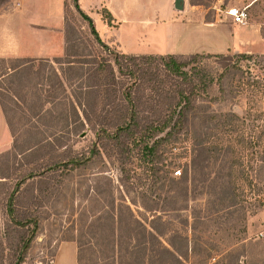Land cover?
I'll return each mask as SVG.
<instances>
[{
	"label": "trees",
	"instance_id": "1",
	"mask_svg": "<svg viewBox=\"0 0 264 264\" xmlns=\"http://www.w3.org/2000/svg\"><path fill=\"white\" fill-rule=\"evenodd\" d=\"M73 7L88 22L89 31L77 29L66 16L64 56L53 61L35 58L22 65L40 69L50 66V88L60 86L65 91L69 85L74 87L70 94L73 112L64 118L67 122L72 120L74 125L67 133L72 137L80 136L87 127L95 133V141L86 152L76 150L73 144H68L70 138L66 133L59 130L24 150L15 142L12 148L14 163L6 161V171L0 172V264L26 262L43 220L55 213L51 214L47 203L50 202L51 207L57 204L68 177L88 167L102 154L109 162L118 163L123 175L119 182L125 194H121L117 202L114 197L109 199V194L101 197L104 192L97 188L99 197L95 199L94 209L80 214V234L63 239L78 243L79 264H82L81 254L87 245L113 258V264L255 263L257 256L263 255L264 234L250 239L238 237L239 242L227 249L226 239L233 234L231 230L223 232V228L212 233L208 223L213 217L209 213L194 210L193 221L188 226L191 233L189 230L187 233L170 231L169 222L159 214L169 205L173 210H180L179 197H196L200 183L209 180L215 163H218L217 176L207 187L215 191L216 182L225 179L224 198L219 200L227 208L226 215L239 210L235 208L239 204L236 192L239 173L250 191L259 187L258 192L264 193V147L255 152L248 144L247 153L243 155L241 151L238 155L231 141H209L213 132H206V143H200L203 146L198 154L192 151L189 166L178 172L182 176L172 175V167L176 165L174 159L184 154L178 147L183 135L198 138L188 130L192 114L195 117L205 103L225 98V81L233 69L240 68L229 66L221 71L208 61L212 54L125 53L102 40L93 18L82 10L79 0H73ZM67 11L74 14L72 8L67 7ZM108 15L112 22V14ZM240 57L247 61L254 59L246 53H241ZM216 85L220 97L213 95ZM57 95L58 92H54L53 96ZM205 118L204 123L209 127L208 121L215 120L218 115ZM240 121L244 123L245 119L232 112L224 114L216 123L220 127L216 131H238L235 124ZM250 139L252 137L245 138L243 133L234 138L244 144L251 143ZM253 161L258 166L255 179L251 175L255 169ZM166 182L185 185L174 190L170 187V194L162 198L155 189ZM134 190L138 197H128ZM242 205L245 209H260L264 207V197L255 203L245 200ZM148 212L152 216L147 215ZM185 223H189L188 219ZM206 231L208 238H205ZM247 231L244 223L239 232L246 235ZM209 235L221 240L211 241Z\"/></svg>",
	"mask_w": 264,
	"mask_h": 264
},
{
	"label": "rangeland",
	"instance_id": "2",
	"mask_svg": "<svg viewBox=\"0 0 264 264\" xmlns=\"http://www.w3.org/2000/svg\"><path fill=\"white\" fill-rule=\"evenodd\" d=\"M25 1L29 3V7L24 3ZM60 1L0 0V7L8 4L19 7V11H24L25 21L41 30L38 31L41 32L39 35L37 30H35V36H31L34 42L44 43L47 41V34L50 33L51 43L57 46V52L49 58L52 61L57 57H63L65 54L66 16L77 29L82 28L84 31H89L88 22L84 21L75 11L73 0H63L62 3ZM141 1H143L146 10L151 3L160 4L162 7L171 5V0ZM185 4V9L175 11V16L171 19L172 23L177 24V28L173 32L171 29V32L168 31L166 26H162V29L154 27L149 29L146 34H143L139 27L144 28L149 23L148 20L141 19L138 22L129 20L128 25L121 26L122 23L115 18H113L112 22L109 21V11L103 7H96L93 12H88V15L93 18L96 29L99 31L103 41L125 53L136 55H142V53L164 55L159 53H165L168 45L172 46L175 43L177 35L179 36L186 31L188 35L185 33L183 38H181L180 41L182 43L180 42V46H184V49L206 50L208 45H210L209 39L215 37L210 34L212 32L210 29L214 28L212 23L230 22L231 18L228 15V10L233 7L247 8L249 24L259 28L264 38V0H185ZM67 7L72 8L74 14L70 11L66 12ZM174 33L175 35H173ZM188 36H193V39L188 40ZM258 49L261 50L262 48L258 47ZM241 53L245 52H236L231 49L224 53L200 52V54L205 55L212 54V58H209L208 61L221 71L229 66H238L240 69H233L232 71L234 72L225 81L227 89L225 98L205 103L206 105H203L204 109H199L195 117L192 114L188 130L196 133L198 138L196 139L192 136L189 138V135H183V141L178 144V147H181L180 151L184 152V154L182 157L177 156L174 159L176 165L172 167V171H174L172 175L175 178H180L182 174L178 172L185 170L189 166L193 154L192 151H196V154H198L201 146H203L200 143H206V132L210 134L213 132L212 140H209L211 142L214 140L220 143L226 142V140L231 141L238 155L241 151H243V155L247 153L245 147L248 144H251L255 152L264 147V49L260 52L246 53L253 56L254 59L251 61L243 60L240 57ZM27 60L31 59H0V102L10 130L7 143L0 148V172L2 170L6 171L5 168L8 165L6 161H11V165H13L15 154L12 148L15 142L20 149L24 150L37 140L49 137L53 132H59V130L66 133V136L70 138L68 144H73L76 150L86 152L92 148L95 141V133L87 127H85L80 136L72 137L67 133L74 125L72 120L67 122L64 119L65 117L67 118L68 113L73 112L71 106L73 98L70 94H72L74 87L69 85L65 91L60 86H56L59 89L50 88V76L52 75L50 66H45L41 69L38 66L29 68V66L22 65ZM240 77L243 78L244 84L241 83ZM54 92H58V95L53 96ZM213 95L220 97L217 85L213 89ZM229 112L244 118L245 122L241 123L240 121L235 124V126L239 127L238 131H229L227 133L216 131L220 128L216 124L218 120L223 119V115ZM215 114L218 115V118L208 121L209 127H207V124L204 123L205 117ZM220 116L221 118H219ZM52 117H56L57 120ZM58 117L60 120H58ZM68 124H70L69 127ZM242 133L245 138L252 137L250 139L252 142L244 144L234 140L237 134L240 135ZM178 152L177 150L176 153ZM106 158V155L102 154L101 158L97 157L85 169L75 171L68 177L69 180L59 195L58 203L52 204V207L50 202L47 203V209L50 210L51 214L52 211L55 213L49 216L47 220H43L42 227L24 264H66L65 260L69 264H79L78 243L75 241H64L63 239L80 234V214L83 211L90 213L94 209L95 199L99 197L96 195L97 188L104 192V195L100 194L101 197L109 194L110 197L108 198L114 197L117 202H120L118 199H120L121 194H125L119 182L123 175L118 163L109 162ZM18 159H21V157L19 156ZM244 160H247L246 157ZM247 163L245 161V164ZM252 163L255 169L251 171V175L255 179V176H257L255 172L258 171V166L256 161ZM211 171L209 180L200 183L196 197L188 199L179 197L177 204L180 206V210H173V206L169 205L165 212L159 213L162 214L164 220L169 222V230L175 229L183 233H187L189 230V233H191L189 225L193 221L192 214L194 210L201 209L203 212L205 211V214L209 213L213 217L208 223L209 230L212 233L220 228H223V232L231 230L233 235L226 239L229 242L228 246L225 247L227 249L239 242L238 237L245 236L250 239L264 234V207L260 209H257V207L245 209L243 205L241 206L245 200L255 203L258 198L264 197V193L258 192L259 187H255L254 190L250 191L245 186V181L239 173L236 191L239 195L237 199L239 204L235 206L239 210L233 214L226 215L227 208L219 200L220 197L224 198L222 187L226 186L225 179L216 182L215 191L208 188V182L217 176L218 163L213 165ZM12 173L13 169L11 170ZM183 185L185 183L170 184L166 182L163 187L158 185L155 191L163 198L165 195L170 194V187L174 190ZM128 195V197L137 198V190L131 191ZM132 206L136 209L134 205ZM139 209L145 211L141 207ZM231 210H234V208ZM147 215L152 216L150 212ZM245 216L246 220L244 219ZM187 219L189 221L188 224L185 223ZM244 223L248 226L246 235L239 232ZM204 234L205 238H208V231ZM209 239L211 241L214 239L217 241L221 240L220 237L215 235H209ZM88 246L85 247L81 254L82 264H113V258H109L107 254L95 252ZM191 262L188 263L191 264ZM251 264H264V251L263 255L257 256L255 263Z\"/></svg>",
	"mask_w": 264,
	"mask_h": 264
},
{
	"label": "crops",
	"instance_id": "3",
	"mask_svg": "<svg viewBox=\"0 0 264 264\" xmlns=\"http://www.w3.org/2000/svg\"><path fill=\"white\" fill-rule=\"evenodd\" d=\"M62 2L63 0L60 1V3ZM174 2L175 0H171V5H166L165 7H162L160 4L155 5V3H151L147 7V10L141 0H79V5L87 14L88 12H93L96 7L106 8L112 14L113 18L122 23L121 26L128 25L129 20H136L137 22L141 19L148 20L149 23L144 28L139 27L140 31L146 34L149 29H153L154 27L162 29V26H166L168 31L170 29L172 32L176 30L177 24L171 22L172 17L175 16V11H178L175 8ZM24 3L29 4L26 1ZM230 18V22L212 23L214 28L210 29L212 31L210 34L215 37L209 39L210 45H208L206 50L184 49V46H180L182 43L180 41L181 38H183L185 33L188 35L186 31L182 32L179 36L177 35L175 43L172 46L168 45L165 53L159 54H193L200 52L213 54L224 53L229 49L236 52L255 53L264 49V38L259 28L255 25L235 23L233 18ZM30 24L25 21L24 11H19V7L11 4L0 7V59L50 58L57 52V46L51 43V36L48 32L47 41L42 44H39L38 41L34 42L31 36H35V30H37L39 35L41 32L38 31L41 30ZM32 24L34 23L32 22ZM192 37L188 36L187 38L191 40L193 39ZM186 46L188 47V45ZM258 47L262 49L260 50ZM9 135V125L0 102V148L7 143ZM65 263L69 264L66 260Z\"/></svg>",
	"mask_w": 264,
	"mask_h": 264
},
{
	"label": "built area",
	"instance_id": "4",
	"mask_svg": "<svg viewBox=\"0 0 264 264\" xmlns=\"http://www.w3.org/2000/svg\"><path fill=\"white\" fill-rule=\"evenodd\" d=\"M228 15L233 18L235 23L241 25H248L249 24V13L247 8H237L233 7L228 10Z\"/></svg>",
	"mask_w": 264,
	"mask_h": 264
},
{
	"label": "water",
	"instance_id": "5",
	"mask_svg": "<svg viewBox=\"0 0 264 264\" xmlns=\"http://www.w3.org/2000/svg\"><path fill=\"white\" fill-rule=\"evenodd\" d=\"M174 5L177 10H184L185 0H175Z\"/></svg>",
	"mask_w": 264,
	"mask_h": 264
}]
</instances>
